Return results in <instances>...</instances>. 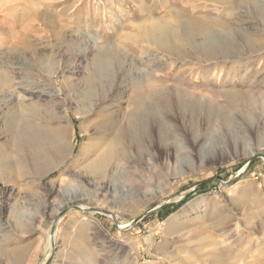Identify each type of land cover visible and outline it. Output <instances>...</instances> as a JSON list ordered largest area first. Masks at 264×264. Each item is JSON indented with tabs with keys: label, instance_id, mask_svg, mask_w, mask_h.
Returning <instances> with one entry per match:
<instances>
[{
	"label": "rangeland",
	"instance_id": "rangeland-1",
	"mask_svg": "<svg viewBox=\"0 0 264 264\" xmlns=\"http://www.w3.org/2000/svg\"><path fill=\"white\" fill-rule=\"evenodd\" d=\"M191 18L225 30L224 54L236 59L222 74L209 62H187L203 54L191 46H201L200 38L181 41L184 53L144 41L143 28L152 23L178 34ZM261 43L259 7L221 0H0V97L8 107L0 112V146L20 83L46 90L35 99L55 108L59 120L72 118L65 135L73 145L40 179L45 157L25 155L36 130L23 126L6 181L0 178V264H264ZM98 63L108 79L89 92ZM212 71L216 77L205 84ZM234 71L236 81L225 86ZM152 103L161 106L162 138L173 142L168 153L150 147L144 116ZM115 120L134 126L102 136L103 124ZM107 141L124 144L133 157L94 180L85 171L89 151ZM65 150L50 147L47 157ZM160 205L167 206L132 225ZM211 240L225 243L217 256H209Z\"/></svg>",
	"mask_w": 264,
	"mask_h": 264
},
{
	"label": "bare ground",
	"instance_id": "bare-ground-1",
	"mask_svg": "<svg viewBox=\"0 0 264 264\" xmlns=\"http://www.w3.org/2000/svg\"><path fill=\"white\" fill-rule=\"evenodd\" d=\"M221 1L227 5L235 4V6L241 9L246 8V7H259L260 18L262 19V21H264V0H221ZM177 19L178 18H176V20ZM214 23L216 25H222L217 20L214 21ZM183 27L184 29L180 33L173 34L169 32L167 26L165 25L161 26V24L152 23L148 27L143 28V32H144L143 38H144V41L153 43L159 48H162L170 52L176 51L177 53H184L182 52V49L179 45L181 41H188V42L193 43L197 40V38H200L201 46H198V47L194 45H191V46L193 48L192 50L194 51L200 50L203 52V54L199 55V53H197L196 56L191 57V59L189 61L187 60V62H190L191 64H200L202 62H209L212 65L211 69L220 68V71H219L220 74H222L223 69L221 68H223L225 64L229 63L232 60L234 61L236 59V57L232 58L224 54L225 50L223 49L226 47L225 44L223 43V38H225L224 34L226 33L225 30L224 31L217 30L214 27L209 26L207 24L199 23L194 18H191L188 21H186L183 24ZM97 43L98 42H96V44ZM261 44H264V43H261ZM183 57H180L182 58L181 61L184 60V58L187 56H185L184 58ZM104 69H105L104 64L98 63L95 68V71L88 75L87 82L90 85L89 92H92L94 89L96 90L98 87L99 88L104 87V82L107 81L108 79V76ZM153 70L156 71L157 70L156 67H154ZM214 72L215 71H212L205 76L204 78L205 84L210 83L211 80L216 77L214 75L215 74ZM227 75L228 74H226V76ZM143 76L144 75H141V77ZM245 76H249L248 72ZM150 77L153 79L156 78L155 76H150ZM236 78L237 76L234 71V73L232 72V74L227 76V83L225 86H227V84L229 85L231 83H234L236 81ZM20 90L23 91V94L22 92H20ZM178 91L181 92V90H178ZM178 91L174 92V95L179 94L180 92ZM56 94L55 92L52 93L53 96ZM47 95L48 94L46 90L40 88L38 85L23 84V83L18 84L14 92L11 93V102H13V107H12V110L9 112L8 118L3 119V121L4 120L5 121L2 123V124L7 123L8 125L7 132L4 134V136L2 135V137H7L6 145L4 144L3 146H0V178H2V180L6 181V176L2 177V175L4 173H7L5 171L6 169L10 168L8 164V158L10 155H12L14 151L13 149L15 147V143H18L22 139V136L24 135V132L22 131V128L24 125L31 127L33 130L34 129L36 130L35 134H33L35 136L29 145L28 153L25 152V155H29V156L37 155L38 157H45L44 158L45 162H43V164H41L36 170L38 172L37 174L40 179H42L43 176L48 174L54 168L64 163V161L72 154V146H73L71 144L72 138L67 139L65 135L66 131L69 129L72 118L70 116L65 115L64 118L66 120L64 121L59 120V118L62 116H59L58 113L54 111L55 108L52 110L50 109L51 106L48 108L42 107L41 104L37 102L38 100L35 99V98L40 99ZM4 99L5 97H0V112L1 113L2 112L5 113L4 110L8 109V107L5 104L7 103V101H4ZM100 101H102V99ZM160 107L158 103H152L151 107L150 108L148 107V109L146 110L145 112L146 116L144 117H145V121H147L146 124L148 127L147 128L148 134H149L148 136L150 137L149 140H150L151 150L152 149L154 150L156 148H163L164 151L168 153L169 148H171V146L173 145V142L164 140L165 138L164 139L162 138V133L160 131L161 130L160 128L161 120H160V112H159L161 109ZM167 111L168 113H166L165 117H168L169 119L173 121L174 115L171 113L170 109L169 110L167 109ZM145 121H144V124H145ZM103 125H104L103 126L104 131L102 132V136H108L109 134H115L116 137H118V136H121L125 132H126L125 134H128L127 131L134 126V121L128 122L125 126L124 124L118 123L117 120L111 121L109 123H106V125L105 124ZM101 143L102 142H99L91 150L89 149L90 150L89 152L91 153L93 152L94 157L88 160L89 162L87 163V165H85L86 166L85 171L88 175L92 176L94 180H96L97 178H100L102 181L103 179L99 175L100 170L109 168V166H112L114 163H117L119 160L129 161L133 157V154L128 150L126 146H124V144L122 147L117 145L116 141L115 142L107 141L103 144ZM50 147H54V148L62 147L64 150L65 149L68 150V152L66 154L59 155L58 157L49 159L47 155H48V148ZM83 149L84 148L80 149V153L83 151ZM79 155L80 154H78V156ZM78 156L76 155V158H75L76 160ZM80 195L84 196L83 194H79L77 192L74 193L72 196L80 197ZM65 208H66L65 205L61 204L57 210L56 217H58ZM205 217H206V213L203 216V219H201L200 223H204ZM53 233L54 232H52V234ZM226 233L227 232H225V234ZM263 234H264V231H263ZM262 240L264 241L263 237H262ZM224 244H225L224 242L221 243V241L218 242L216 240H211L210 242H208V245L211 246V249L209 251V256H210V253L215 254L214 252L216 248H222ZM217 255L218 254H215L214 256H217Z\"/></svg>",
	"mask_w": 264,
	"mask_h": 264
},
{
	"label": "water",
	"instance_id": "water-1",
	"mask_svg": "<svg viewBox=\"0 0 264 264\" xmlns=\"http://www.w3.org/2000/svg\"><path fill=\"white\" fill-rule=\"evenodd\" d=\"M254 159V158H253ZM253 159H251V160H253ZM251 162V161H250ZM208 181H205V182H203V183H201L200 185H198V187H201V186H203V184L204 183H207ZM165 206H167V205H160V206H158L157 208H155V209H152V210H149V211H147L145 214H143L142 216H139V217H137L135 220H133L132 221V225H134V224H136L143 216H145L146 214H148V213H151V212H153V211H155V210H157V209H162V208H164ZM79 208V207H78ZM80 209V208H79ZM54 230H55V224H53V227H52V232H54ZM45 264H49V260H47L46 261V263Z\"/></svg>",
	"mask_w": 264,
	"mask_h": 264
}]
</instances>
